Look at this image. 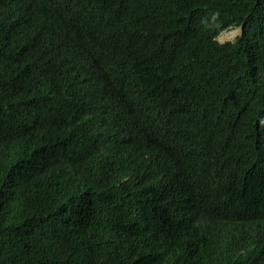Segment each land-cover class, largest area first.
<instances>
[{"label":"trees","instance_id":"obj_1","mask_svg":"<svg viewBox=\"0 0 264 264\" xmlns=\"http://www.w3.org/2000/svg\"><path fill=\"white\" fill-rule=\"evenodd\" d=\"M262 196L264 0L0 5V264H242Z\"/></svg>","mask_w":264,"mask_h":264},{"label":"clouds","instance_id":"obj_2","mask_svg":"<svg viewBox=\"0 0 264 264\" xmlns=\"http://www.w3.org/2000/svg\"><path fill=\"white\" fill-rule=\"evenodd\" d=\"M19 2L20 0H0V5L4 3L18 4ZM132 23L134 28L143 24L137 23L135 20ZM226 30L228 29L222 30L221 33ZM61 48L63 52V47ZM262 202H264L263 196L260 202L255 205H259ZM221 216L222 214L219 213V216H216V218L208 217L209 230L197 234L200 241L196 247L197 251L203 252V257L210 260L212 251L209 249V245H214V242H216L219 249L218 257L226 263L242 262V264H247L249 261L257 258L261 251L264 250V222L244 217L240 220L226 222L223 219H219Z\"/></svg>","mask_w":264,"mask_h":264},{"label":"rangeland","instance_id":"obj_3","mask_svg":"<svg viewBox=\"0 0 264 264\" xmlns=\"http://www.w3.org/2000/svg\"><path fill=\"white\" fill-rule=\"evenodd\" d=\"M241 32V29L240 28H237V27H232L231 29H228L224 32H222L220 35H219V40L222 41V42H227V41H231L233 39H235ZM230 33H233L236 35V37H233V38H229L228 35Z\"/></svg>","mask_w":264,"mask_h":264},{"label":"bare ground","instance_id":"obj_4","mask_svg":"<svg viewBox=\"0 0 264 264\" xmlns=\"http://www.w3.org/2000/svg\"><path fill=\"white\" fill-rule=\"evenodd\" d=\"M172 94V93H171ZM235 191V190H234ZM229 196V195H228ZM226 198V197H225ZM218 202H219V200H218ZM219 205V204H218ZM219 249H218V247H217V249H216V251H215V255H216V257L217 258H219L218 257V253H219V251H218ZM220 259V258H219ZM216 260H218V259H216ZM215 261V260H214ZM222 262H224V261H222ZM214 264H215V262H214ZM216 264H218V263H216ZM221 264V263H220Z\"/></svg>","mask_w":264,"mask_h":264}]
</instances>
